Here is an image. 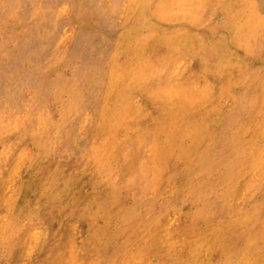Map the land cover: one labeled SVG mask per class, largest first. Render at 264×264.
<instances>
[{
	"label": "rangeland",
	"instance_id": "374dc122",
	"mask_svg": "<svg viewBox=\"0 0 264 264\" xmlns=\"http://www.w3.org/2000/svg\"><path fill=\"white\" fill-rule=\"evenodd\" d=\"M0 264H264V0H0Z\"/></svg>",
	"mask_w": 264,
	"mask_h": 264
},
{
	"label": "bare ground",
	"instance_id": "6f19581e",
	"mask_svg": "<svg viewBox=\"0 0 264 264\" xmlns=\"http://www.w3.org/2000/svg\"><path fill=\"white\" fill-rule=\"evenodd\" d=\"M86 70V69H85ZM148 70V69H147ZM186 74V73H185ZM145 79V78H144ZM172 79V78H171ZM177 81V80H176ZM83 85V84H82ZM138 109V108H137ZM66 111V110H65ZM41 121V120H40ZM231 122V121H230ZM8 125V124H7ZM116 132V131H115ZM79 149V148H78ZM148 154V153H147ZM97 165V164H96ZM80 167V166H79ZM55 192V191H54ZM39 222V221H38Z\"/></svg>",
	"mask_w": 264,
	"mask_h": 264
}]
</instances>
